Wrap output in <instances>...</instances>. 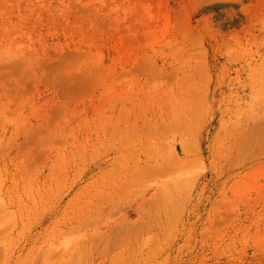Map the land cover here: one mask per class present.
Returning <instances> with one entry per match:
<instances>
[{
  "label": "rangeland",
  "instance_id": "obj_1",
  "mask_svg": "<svg viewBox=\"0 0 264 264\" xmlns=\"http://www.w3.org/2000/svg\"><path fill=\"white\" fill-rule=\"evenodd\" d=\"M0 264H264V0H0Z\"/></svg>",
  "mask_w": 264,
  "mask_h": 264
}]
</instances>
